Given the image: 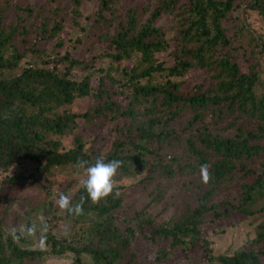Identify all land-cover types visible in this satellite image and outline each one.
<instances>
[{"label":"trees","instance_id":"1","mask_svg":"<svg viewBox=\"0 0 264 264\" xmlns=\"http://www.w3.org/2000/svg\"><path fill=\"white\" fill-rule=\"evenodd\" d=\"M87 1L93 0L0 3V171L25 163L33 168L0 183V264H43L47 257L67 255L74 264H83L85 257L91 264H144L134 250L138 240L168 245L170 251H201L208 264H264V221L256 237L232 255H216L202 230L209 216L222 221L231 211L254 215L251 208L264 198V93H257L264 42L247 30L255 46L244 68L235 54L236 34L231 36L228 28L233 14L246 9L264 22V0H153L140 8L136 0H97L82 40L90 52L63 53L62 34L69 24L80 26ZM165 17L174 23L171 67L158 57L171 50L168 27H156ZM28 57L34 63L23 66ZM101 60L109 68L98 69ZM74 71L87 75L77 79ZM193 71L204 77L192 91L173 81ZM163 74L165 81L158 82ZM127 95L143 111L137 122L115 128L117 138L107 154L80 139L64 148L77 120L91 119L104 129L116 120L117 99ZM84 99L94 105L93 112L74 113L71 107ZM101 156L105 162L121 161L119 169L132 177L145 173L136 186L153 193L152 203L164 199L161 181L174 180L177 172L193 176L182 185L181 214L159 221L148 204L127 217L121 187L98 204L82 185L73 193L69 187L62 194L73 206L84 197L82 212L61 209L53 219L68 220L77 235L59 239L48 232L47 250L28 247L25 234L12 230L6 219L18 193L38 184L51 198L53 192L38 175L79 167L80 161L90 166ZM204 164L211 173L208 184L201 179ZM168 256L163 250L156 260Z\"/></svg>","mask_w":264,"mask_h":264},{"label":"rangeland","instance_id":"2","mask_svg":"<svg viewBox=\"0 0 264 264\" xmlns=\"http://www.w3.org/2000/svg\"><path fill=\"white\" fill-rule=\"evenodd\" d=\"M28 2L38 3L40 0H27ZM1 3V0H0ZM149 3H153V0H136V7L147 6ZM97 8V0L92 2H85L83 7V18L79 20L80 26H73L69 24L64 33L62 39L66 45L63 49V53L69 51L72 55H82L88 53L87 44H83L82 40L85 38L86 32L89 29L91 19ZM153 8V7H152ZM88 18V19H86ZM240 23L244 26L245 31L242 29ZM167 26L168 33L167 38L171 44V50L169 53L158 56L161 61H166V66L171 67L174 64V54L176 51L174 38V23L171 19L165 17L160 19L156 23V27ZM229 33L231 36H235V54L237 60L242 67L247 68L249 61L251 60L250 50L254 44L250 43L249 34L247 30L251 31L256 40L260 43L264 42V22L261 16L253 11L244 10L242 12H235L233 14L232 21L228 25ZM237 30V33H235ZM254 40V43L257 41ZM53 43L49 45L52 49ZM86 45V46H85ZM261 65L263 72L261 73V83L257 93L260 95L264 93V54L261 57ZM34 63L30 57L26 58L22 65ZM110 64L107 60H101L98 62L97 68L106 70ZM77 79H84L86 73L82 71H74ZM97 74V76H100ZM98 77L93 79L94 83L98 82ZM204 75L200 71H193L187 74L183 78L173 79L176 83H184L188 88L187 91H192L193 87L199 84ZM158 82L165 81V74L158 77ZM71 110L74 113L93 112L94 105L87 99L78 100ZM143 107L139 104V101L135 100L133 96L119 97L117 99V107L114 111L116 118L114 123L109 124L106 128L100 129L98 124L89 119H79L76 124L70 128L69 133L63 140V146L66 150L72 148L77 139L86 143L87 148L100 146L102 152L107 154L114 145L117 138V132L115 128H121L128 125L130 122H137L141 116ZM185 119L182 118L181 122ZM80 167L68 166L65 168L55 169L54 172L45 177L38 175L40 182L44 185H48L53 192L51 198H47L44 192L41 190L38 184H33L28 189L22 190L18 193V200L14 206L7 212V223L12 230H21L26 238L27 245L32 249L47 250L44 245V235L51 232L59 239H72L77 235L78 228L70 223L68 220L57 219L54 220V215L62 214L59 207V196L63 190L70 188L69 193L76 192L81 186L80 181L86 179L85 169ZM33 172V168L29 163L15 165L7 172L0 171V183L11 175H17L19 173L30 174ZM145 173L132 177L127 175L123 170L118 169L114 177V188L121 187L119 193L121 194L124 207L123 211L127 217H132L136 212L142 210L148 204L149 212L156 216L159 221H167L172 216H179L181 214L180 200L182 196V185L189 182L194 177L190 174L177 172L174 180H163L164 187V199L161 203L153 202L154 195L152 192L144 191L137 187L139 182ZM255 213L252 216L246 217L245 215L238 214L231 211L230 217L222 221L214 220L212 217H208L206 224L203 227L204 237L211 242V248L216 255L227 254L232 255L236 251L242 249L248 242L256 237L257 226L264 221V198L258 200V202L251 208ZM4 208L0 207V214L3 213ZM134 250L138 253L139 258L144 264H208L201 251L192 252H179L170 251L168 245H156L149 246L143 241L138 240L134 243ZM167 250L169 256L162 262H157V254L160 251ZM43 264H74L73 257L67 255L60 258L47 257ZM83 264H91V260L88 257L84 258Z\"/></svg>","mask_w":264,"mask_h":264},{"label":"clouds","instance_id":"3","mask_svg":"<svg viewBox=\"0 0 264 264\" xmlns=\"http://www.w3.org/2000/svg\"><path fill=\"white\" fill-rule=\"evenodd\" d=\"M86 164L87 161L78 162L80 168H84ZM121 165L122 162L119 160L105 162L104 157L101 156L96 159L94 164L86 167V179H82L80 183L86 190L87 196L93 204H98L102 199L113 193L114 177ZM200 174L202 182L208 184L211 180V173L208 171V165H201ZM83 201L84 197H81V202L73 206L69 196L61 194L59 196V207L69 213L79 214L82 212Z\"/></svg>","mask_w":264,"mask_h":264}]
</instances>
